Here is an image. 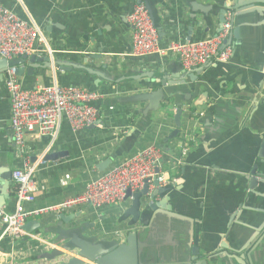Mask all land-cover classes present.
<instances>
[{
    "label": "water",
    "instance_id": "1",
    "mask_svg": "<svg viewBox=\"0 0 264 264\" xmlns=\"http://www.w3.org/2000/svg\"><path fill=\"white\" fill-rule=\"evenodd\" d=\"M137 1L145 3L162 37V16L157 5L164 4V0ZM211 1L205 3L201 0H185V4L190 7V19L198 20L197 25H200L202 21L198 17L202 15L203 21L212 32L214 17H217L218 33L230 15L232 28L223 46L228 44L235 48L238 44L245 47L243 38L256 40V52L261 63L260 71H264V0ZM69 2L78 5L79 0H61L60 9L68 12L65 15L67 21L61 22L58 15L53 14L51 16L53 23L47 27L48 32L55 33L51 36L52 46L58 45L61 49H53V52L47 53L46 56L33 54L12 60L0 59L1 64H4L0 67V80L5 78L9 67H17V73L22 77L26 71L33 74L35 69L41 66L46 69L59 67L64 73L69 71L90 73L98 77V83L107 80L115 84H132L134 86L131 93L115 95L105 102L109 106H138L132 109V113L134 117H140L125 133L120 146L100 162L98 165L100 171L109 168L117 158L130 153L151 127L156 115L163 116L173 111L175 128L165 137V145L171 147L173 141H178L182 137L185 141L199 140L203 152L209 154L201 166L213 170L212 173L216 176H226L228 183L241 191L239 195L234 196L233 202L224 211L221 228L210 230L209 232L214 235L209 236L206 229L207 220L204 219L205 201L197 200L191 203L189 198L176 193V190H183L178 188L177 182L160 185L157 180L154 181L155 187L152 190L146 184L142 190L128 191L126 199L131 201L117 217L115 226L122 228L113 239L105 237L104 232L88 233L89 228L96 227V223L87 220L74 222L72 219L75 216L68 219L62 214L60 220L49 223L48 226H44L41 220H31L25 224V229L30 233L39 231L38 235L45 247L37 258L59 260V264H192L193 261L203 264H231L227 256L229 258L234 256L239 264H264V127L259 129L253 138L256 154L247 157L244 162L246 166L233 165L236 168L228 171L218 169L221 168L219 165L220 159H223L221 150L225 144L222 147L219 145L226 141L230 143V137L241 128H251L253 116L264 100L255 95V89L260 86L259 76L246 68L235 70L229 75L221 73V66L229 64L233 56L225 62L212 59L191 70H186L182 62L176 59L170 62L160 61L155 69L130 68L117 74L113 70L125 69V66L118 60L119 57H115L108 65L103 66L104 69H108L111 76L100 69H94L92 62L66 61L62 58V53H65L63 51L78 49L79 54L90 55L93 59L99 60L105 54L111 53L112 44L116 43L109 29H106L108 35L104 33L103 25L97 28L85 25L77 33L73 25L75 16L70 13L72 6L68 5ZM193 29L194 27L190 26L189 33L193 32ZM80 36L85 43L99 44L98 50L91 54L82 51L83 43L71 44ZM187 39L191 40L190 34ZM27 61L28 67L25 65ZM41 62L42 64H39ZM213 64L217 67H213ZM133 82H136V85ZM250 84L255 91L248 92L249 98H246V102L238 100L239 95H244ZM116 92L118 93L117 90ZM142 104L144 106H140ZM222 128L224 129L220 133ZM213 149H216L215 156H211ZM60 156H62L60 151L51 152L44 160H56ZM0 182L5 187L11 185L13 172L0 167ZM204 186L205 184H201L198 187L200 192L196 190L197 195L200 196ZM0 194L1 207L9 196L3 188H0ZM187 194L199 199L194 193ZM183 204L188 206V212H182ZM199 205L201 209L198 212ZM162 210L178 212L185 215H181L183 217H190L193 222L190 220L191 224L186 218L176 216L173 217L177 219L171 218L172 216L159 218L158 212ZM157 223L166 224L170 228L177 226L180 229L181 255L178 258H170L166 250H160L152 256L153 254L146 249L143 237L146 238V233H149ZM125 233L127 238L123 241ZM207 237H212L214 241L212 246L207 244ZM146 239H151L150 235ZM59 244L60 247L48 248L49 245ZM219 249H222L221 253ZM70 252H75L76 255L69 256Z\"/></svg>",
    "mask_w": 264,
    "mask_h": 264
},
{
    "label": "crops",
    "instance_id": "2",
    "mask_svg": "<svg viewBox=\"0 0 264 264\" xmlns=\"http://www.w3.org/2000/svg\"><path fill=\"white\" fill-rule=\"evenodd\" d=\"M201 1L205 3L212 2L211 0ZM0 3L13 9L19 16L29 20L41 29L46 39V43L42 44L45 49L46 46L54 50L61 49L58 45L56 47L52 46L51 36L55 33L47 31V27L53 23L51 18L53 14H57L61 22L67 21L65 15L68 12L60 9L61 0H0ZM76 4L75 2L68 3V5L72 6L70 13L75 16L73 25L77 33L85 25L90 28H97L103 25L104 33L108 35L106 29H109L116 43L112 44L111 53L105 54L99 60L93 59L90 55L79 54L78 49H72V51L68 52L63 51L65 53H62V58L66 61L92 62L94 69H100L107 73L108 76H111L108 73V69H104L103 66L108 65L112 61V58L115 57H119L120 59L118 60L122 61L125 66V69L113 70L115 74L128 71L130 68L155 69L160 61L170 62L178 59L176 55L170 53L166 55L149 54L146 56H134L132 54V27L127 17L134 7L139 4L137 0H79V4ZM157 7L162 16L163 36L161 37V44L164 47L172 41H187L189 34L191 40H198L217 34L219 23L217 17H214L212 25L214 30L212 29V32L207 27L206 22L203 21L202 15L198 17L202 22L200 25H197L198 20L192 21L190 19V7L185 4V0H164V4L159 3ZM190 26L194 27L191 33H189ZM68 39L70 40V37ZM243 40H245V47L238 44L235 46L233 58L229 64L221 66V73L229 75V73L235 70L238 71L246 68L254 71L259 76L260 86L258 89H255L256 91L250 84L245 90L244 95H239L238 100L246 102L245 100L249 98L248 92L250 90H254L257 97L264 98V71H260L261 63L256 52V40H251L248 37L243 38ZM81 43L84 45L83 52L88 51L92 54V52L97 51L99 48V44L97 43H85L81 36L77 38L76 42H71V44L75 45H81ZM37 55L46 56L45 53ZM2 58L0 56V59ZM28 64L29 62L27 61L26 67L29 66ZM39 64H42V62ZM3 66L4 64H1L0 61V67ZM213 67L217 66L213 64ZM5 78H1L0 80V167H4L7 170L10 169L12 172L18 168H24V162L27 157H29L31 163L37 165L34 177L38 181L39 188L36 192V200L32 204H27L28 207L51 205L82 193L88 181L103 174L102 172L105 170L100 171L98 165L120 146L125 138V133L135 125L140 117H134L132 113V109L138 106H109L105 103L106 100L113 98L115 95L131 93L134 85L126 83L115 84L107 80H102L98 83V77L90 73L75 71L64 73L59 67L46 69L39 66L33 74H29L26 71L24 76L21 77L25 88H34L38 84H50L58 81L63 85H76L91 90H98L103 94V98L96 103L99 107L100 123L94 127L76 131L67 119L64 118L55 140L36 132L28 133L25 141L29 153L26 156H19L17 155L16 144L13 139L11 101L6 88ZM133 83L136 85V82ZM140 106H144V104ZM160 116L162 115L155 116L151 127L146 131L144 137L136 143L134 149L130 153L117 158L111 166L118 163L121 159L129 157L141 147L149 144L159 145L163 148V168L169 172L173 183L177 182L178 188H183L182 191L176 190V193L189 198L191 203L197 200L205 201L206 212H204V219L207 220V235H214L209 231L221 228L224 211L231 205L234 196L240 194L241 189L237 190L236 187H232L228 183L226 176H216L212 173L213 170L201 166L205 163V159L209 154L203 152L199 140L197 142H193L192 140L188 142L190 145L189 150L184 157H182L180 149L182 143L185 141L183 137L178 141H173V144L170 145L171 147L165 145V137L175 128L174 112L172 111L162 117ZM158 117L160 118L158 119ZM185 122H187L186 119ZM263 127L264 100L253 116L252 127L249 129L241 128L235 135L230 137V143L226 141L219 145L222 147L225 144L221 150L223 158L220 159L221 164L219 165L221 168L218 169L228 171L236 168L233 165L246 166L247 164L244 162H246L247 157L256 154L254 152L256 144H254L253 138L260 131L259 129H263ZM223 129L220 130V133ZM216 149H213L211 156H215ZM58 151L62 152V156L58 157V159L46 160L45 163L40 162L47 154ZM11 183V185L5 187L0 182V188L5 189V192L9 196L3 206L0 207V210L4 209L9 213L14 212L17 204L18 184L14 180ZM201 184H205V186L199 196L197 195V191L200 192L198 187ZM187 193H194L199 199H194ZM0 198H2L1 194ZM130 201L131 199H128L123 205H108L101 208L85 205L81 208L67 210L62 214L68 217V219L75 216L72 219L74 222L80 220L94 222L96 223V227L89 228L88 233L104 232L105 237L113 239L117 236L118 230L122 228L115 226L117 217L124 208L123 206L128 205ZM181 207L182 212H188V206L183 204ZM200 209L199 205L198 212ZM158 213H160L159 218H170L171 216V218H175L173 216H176L186 218L189 222L190 220L192 221L190 217H183L185 215L181 214L183 215L181 216L178 212L162 210ZM62 214L59 216L50 214L44 217L45 219L42 216H34L29 221L38 219L41 220L44 226H48L49 223L60 220ZM189 214H193V212H189ZM192 222L190 223L192 224ZM1 231L2 224L0 221V234ZM38 234L39 231H34L14 243L6 238L2 242L3 248L7 252H18L17 256L20 257L18 264H58L57 261L37 258L45 250L42 238ZM146 234L147 237L150 235L151 239H146L147 237L144 238V236L143 240L146 242V249L153 254L152 256L156 255L160 250H166L170 258H178L181 255L179 250L181 247V231L177 226L170 228L166 224L162 223L158 225L157 223ZM49 238L52 237L49 236ZM126 238L125 233L122 240L125 241ZM213 243L212 237H207V244L212 246ZM60 246L58 245V247ZM48 247L51 249L50 246ZM221 250L219 249L220 253ZM74 255H76L75 252L69 253V256ZM229 259L231 264H239L234 256H231V258L227 256V260ZM192 264L203 263L193 261Z\"/></svg>",
    "mask_w": 264,
    "mask_h": 264
},
{
    "label": "built area",
    "instance_id": "3",
    "mask_svg": "<svg viewBox=\"0 0 264 264\" xmlns=\"http://www.w3.org/2000/svg\"><path fill=\"white\" fill-rule=\"evenodd\" d=\"M230 16V15H229ZM132 27V54L146 56L149 54H174L182 62L186 70H191L215 59L229 61L233 54L232 45L223 46L229 37L232 24L231 16L223 29L213 36L198 40L172 41L166 47L161 44V37L153 19L144 3L137 4L127 17ZM46 43L41 29L29 20L19 16L13 9L0 3V56L7 60L23 55L31 56L39 53H52L53 49ZM5 84L11 101V126L17 155L26 156V135L38 133L55 140L59 134L64 118L76 131L98 125L99 108L96 103L103 98L98 90L82 86L63 85L58 81L50 84H38L34 88H25L17 67H9ZM191 140L182 143L181 155L189 150ZM41 159L40 162L45 163ZM37 165L25 159L24 168L13 171V180L18 184L17 204L14 212L0 210L2 231L0 234V264H18V252H7L3 248V240L11 242L21 240L29 235L25 224L34 216H59L67 210L91 205L101 208L108 205H123L128 191L142 190L146 184L152 190L154 181L160 185L173 183L168 171L163 168V148L157 144H149L139 148L129 157L102 172L100 177L87 182L85 190L75 196L63 199L51 205L28 207L36 200L39 188L34 177ZM125 206V205H124ZM123 206V207H124ZM50 248L58 245H49ZM49 248V247H48ZM57 261L59 260H49Z\"/></svg>",
    "mask_w": 264,
    "mask_h": 264
},
{
    "label": "rangeland",
    "instance_id": "4",
    "mask_svg": "<svg viewBox=\"0 0 264 264\" xmlns=\"http://www.w3.org/2000/svg\"><path fill=\"white\" fill-rule=\"evenodd\" d=\"M44 217H47V216H43V218H44ZM44 219H45V218H44ZM59 245H60V244H59Z\"/></svg>",
    "mask_w": 264,
    "mask_h": 264
}]
</instances>
